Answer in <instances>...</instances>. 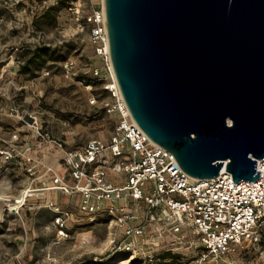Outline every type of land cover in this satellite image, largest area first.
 <instances>
[{
	"label": "rangeland",
	"instance_id": "obj_1",
	"mask_svg": "<svg viewBox=\"0 0 264 264\" xmlns=\"http://www.w3.org/2000/svg\"><path fill=\"white\" fill-rule=\"evenodd\" d=\"M102 9L103 0H0V264L200 258L202 245L187 227L160 235L162 225H153L137 252L122 249L125 227L103 206L85 208L76 191L69 152L91 139L108 142L119 120L103 108L107 81L94 74L106 75V65L88 17ZM204 264H264V230L258 242Z\"/></svg>",
	"mask_w": 264,
	"mask_h": 264
},
{
	"label": "water",
	"instance_id": "obj_2",
	"mask_svg": "<svg viewBox=\"0 0 264 264\" xmlns=\"http://www.w3.org/2000/svg\"><path fill=\"white\" fill-rule=\"evenodd\" d=\"M134 120L185 172L256 180L264 158V0H104Z\"/></svg>",
	"mask_w": 264,
	"mask_h": 264
},
{
	"label": "built area",
	"instance_id": "obj_3",
	"mask_svg": "<svg viewBox=\"0 0 264 264\" xmlns=\"http://www.w3.org/2000/svg\"><path fill=\"white\" fill-rule=\"evenodd\" d=\"M88 19L106 65V75L94 71L107 81L109 96L102 106L117 113L119 120L108 142L91 139L82 149L69 152L76 191L84 194L85 208L96 211L103 206L115 216L125 227L119 245L132 253L139 250L140 237L151 234L152 226L158 224L163 228L160 235L180 233L187 227L198 236L203 248L194 264L258 242L264 230V158L257 159L261 174L256 180L236 182L225 169L213 178H195L185 172L175 155L154 142L130 113L111 60L104 0L103 9ZM96 101L91 98V103ZM112 176L121 182H114ZM130 220L139 223L130 225Z\"/></svg>",
	"mask_w": 264,
	"mask_h": 264
},
{
	"label": "bare ground",
	"instance_id": "obj_4",
	"mask_svg": "<svg viewBox=\"0 0 264 264\" xmlns=\"http://www.w3.org/2000/svg\"><path fill=\"white\" fill-rule=\"evenodd\" d=\"M225 171V170H224ZM57 187H60V185H56ZM63 190H65V192L66 193H70V189L68 188V186H63ZM10 198H7L6 200H9ZM11 200V199H10ZM15 204V202L14 203H9V205H10V207L12 206L13 207V205ZM2 216V211L0 212V217Z\"/></svg>",
	"mask_w": 264,
	"mask_h": 264
},
{
	"label": "trees",
	"instance_id": "obj_5",
	"mask_svg": "<svg viewBox=\"0 0 264 264\" xmlns=\"http://www.w3.org/2000/svg\"><path fill=\"white\" fill-rule=\"evenodd\" d=\"M44 63H42V65H43ZM201 248H203V247H201Z\"/></svg>",
	"mask_w": 264,
	"mask_h": 264
}]
</instances>
